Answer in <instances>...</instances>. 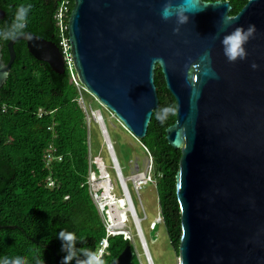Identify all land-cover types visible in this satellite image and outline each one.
I'll list each match as a JSON object with an SVG mask.
<instances>
[{"label":"water","instance_id":"1","mask_svg":"<svg viewBox=\"0 0 264 264\" xmlns=\"http://www.w3.org/2000/svg\"><path fill=\"white\" fill-rule=\"evenodd\" d=\"M169 2L190 9L186 24L178 25L175 16L161 18ZM231 8L228 1L74 0L68 18L70 65L78 83L136 139L145 137L158 107L156 67L175 101V121L165 132L168 145L181 152L175 175L178 264H264V0H248L233 16ZM4 16L0 8V21ZM226 16L234 20L225 22ZM249 25L256 31L245 45L246 59L228 62L223 36ZM16 41L55 74L64 73L58 45L30 32ZM15 42L6 45L7 62L0 45V88L15 59ZM206 52L209 59L202 60ZM157 58L163 64L154 63ZM94 113L125 185L100 111ZM0 229L24 233L15 225ZM134 229L146 263L153 264L139 218ZM134 254L125 246L109 264H131Z\"/></svg>","mask_w":264,"mask_h":264},{"label":"trees","instance_id":"2","mask_svg":"<svg viewBox=\"0 0 264 264\" xmlns=\"http://www.w3.org/2000/svg\"><path fill=\"white\" fill-rule=\"evenodd\" d=\"M61 1L0 0L5 12L0 27L12 23L18 7L30 4L24 32L59 46L61 36L54 14ZM203 1H228L232 7L229 15L233 16L248 0ZM73 6L74 0H70V12ZM7 43L0 41L4 62L9 58ZM14 51V62L0 88V225H15L24 233L0 229V257L24 256L32 264L36 256L42 255L45 264H61L64 253L56 238L59 231L75 232L84 241L77 247L92 251L105 234L87 185L89 172L98 174L99 169L91 162L88 115L79 102L85 91L71 65L67 64L64 73L58 75L46 63L35 60L23 41L15 42ZM154 84L158 107L140 144L151 160L161 221L178 254L181 225L175 175L181 152L168 145L165 132L174 123L175 113H169L163 121L157 118L164 108H175V101L158 67ZM50 146L54 158L48 163L45 153ZM31 239L49 247H40ZM125 246L135 252L131 264H141L134 244L122 235L109 238L107 253L102 257L105 264Z\"/></svg>","mask_w":264,"mask_h":264},{"label":"rangeland","instance_id":"3","mask_svg":"<svg viewBox=\"0 0 264 264\" xmlns=\"http://www.w3.org/2000/svg\"><path fill=\"white\" fill-rule=\"evenodd\" d=\"M83 100H79V102L88 115L92 164L99 170H104L107 173L112 183V193L118 199L123 198L105 143L93 117L94 108H98L117 157V162L122 170V175L127 178L126 185L136 215L140 219V227L149 249L151 262L153 264H178L177 251L171 246L161 221L154 182L144 185L137 195L132 182L128 179L136 170L145 171L147 166L151 165L150 157L140 144V140L131 135L111 111L100 105L86 91L83 93ZM97 176L94 175V177ZM106 183L107 181L104 182V184ZM118 205L116 207L119 209V215L120 213L123 214L126 210L125 205L123 202H119ZM120 210L122 211L120 212ZM124 217L126 218V234L129 235V240L134 244L138 252L140 263L147 264L142 251H140L141 248L138 245L133 222L128 213ZM151 223L155 224L152 229L150 228Z\"/></svg>","mask_w":264,"mask_h":264},{"label":"clouds","instance_id":"4","mask_svg":"<svg viewBox=\"0 0 264 264\" xmlns=\"http://www.w3.org/2000/svg\"><path fill=\"white\" fill-rule=\"evenodd\" d=\"M31 5L20 6L16 9L14 19L11 24L0 27V41L15 42L18 38L24 35V30L27 26V20L31 11ZM190 11L189 8L183 4L174 6L171 2L166 3L161 12V18L168 21L170 18L175 16L178 25H183L188 22V17L185 15L186 12ZM225 22L234 20L231 17H224ZM179 28L174 29V32H178ZM256 31L254 25H249L246 29L244 27H236L229 34L224 35L221 41L223 47V53L228 62L234 63L237 60H245L247 57V51L245 45L253 37ZM202 60L209 59V53H205ZM159 62L163 64L162 59L157 58L154 63ZM253 68L257 67L252 65ZM176 109L172 107L164 108L158 119L163 121L166 119L169 113H175ZM61 241V250L64 253V257L61 264H105L102 254H97L87 247H77V244H84V241L80 240L75 232L67 230L59 231L56 236ZM0 264H30L29 260L24 256L16 257H0ZM32 264H45L42 255H38L34 258Z\"/></svg>","mask_w":264,"mask_h":264},{"label":"built area","instance_id":"5","mask_svg":"<svg viewBox=\"0 0 264 264\" xmlns=\"http://www.w3.org/2000/svg\"><path fill=\"white\" fill-rule=\"evenodd\" d=\"M69 4H70V0H62L54 14V20L56 22V25L59 30V34L61 36L59 47L68 65H70L69 44L67 37V23L70 15ZM93 114L94 116H97V113H93ZM45 157L48 163L51 162V160H53L54 155H53V148L51 146L46 150ZM94 175L96 176L98 175V176L94 177ZM128 179L132 182L134 191L138 195V191L144 185L153 182L151 165H148L145 171L136 170V172L132 174ZM105 181H107L108 185L104 184ZM117 181L123 197V198H119V201L117 200L118 201L117 203L123 202V204L128 209L126 212H123V214L121 215H118V209L116 207L117 203L115 204L111 198V195L114 196V194L111 191L112 183L107 173L104 170L102 171L99 170L98 174L89 172L87 179V185H88V191L90 197L98 211V214L105 228V234L99 240L98 246L95 250L97 254H102V257L104 254L107 253L109 238L114 237L116 235H122L123 238L129 239V235L126 234L127 233V230L125 229L126 218L124 217V215L126 213L129 214L130 219L133 222V225L135 219L138 218L134 206L132 204L126 182L125 185H123L121 180H119L118 178ZM51 185L52 182H49L48 186ZM154 225H155L154 223H151L150 228L152 229Z\"/></svg>","mask_w":264,"mask_h":264},{"label":"bare ground","instance_id":"6","mask_svg":"<svg viewBox=\"0 0 264 264\" xmlns=\"http://www.w3.org/2000/svg\"><path fill=\"white\" fill-rule=\"evenodd\" d=\"M101 114V113H100ZM106 185H108V183H106ZM111 198H112V200H113V202L116 204L118 201H119V199L114 195H111ZM118 200V201H117ZM117 206H119L118 205V203H117ZM126 207V206H125ZM117 209H118V207H117ZM119 210V209H118ZM128 209H127V207H126V210H125V212L127 211ZM122 210H120V212H121ZM122 213H120V215H121ZM118 215H119V211H118Z\"/></svg>","mask_w":264,"mask_h":264}]
</instances>
